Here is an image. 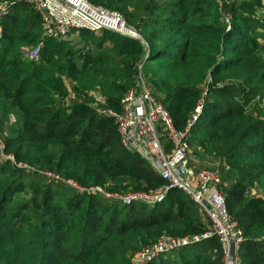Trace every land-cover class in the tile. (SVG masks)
Segmentation results:
<instances>
[{
	"label": "trees",
	"instance_id": "trees-1",
	"mask_svg": "<svg viewBox=\"0 0 264 264\" xmlns=\"http://www.w3.org/2000/svg\"><path fill=\"white\" fill-rule=\"evenodd\" d=\"M110 5L120 8L117 3ZM143 5L145 12L152 10L150 16L137 8L130 14L124 6L120 8L127 15L126 22L142 40L109 31H79L76 35L82 39L97 40L93 53L84 49L79 55L69 53L64 39L41 36L40 19L31 6L28 5L27 11L30 18L23 11L6 16L1 24L0 126L8 110L14 108L22 114L23 136L11 142L17 146L14 155L18 159L42 169L61 170L82 186L110 183L109 189L113 191L132 187L146 193L164 187V180L144 167L133 152L121 147L114 118L91 107L88 93H97L109 109L118 111L119 101L133 86L134 74L142 62L141 72L144 66V75L158 98L153 95L169 112L174 126L181 129L199 97L196 86L207 76L233 67L231 63L241 58V51L230 41L232 37L222 31L210 36L215 40L213 46L196 41L194 31L187 30L188 15L181 11L178 0L150 1ZM26 19L32 20L31 23L38 21L39 53L44 56L43 61L20 55L21 45L35 46L39 38L22 32ZM105 41L109 43L105 45ZM49 46L64 53H48ZM77 56L81 57L80 62ZM63 78L71 82V90L80 100L67 107L55 106L58 101L54 99L67 94ZM228 94L226 87L208 91L203 109L208 108L213 114L206 121L202 119L203 110L189 137L196 136L199 151L194 154L199 163L213 164L224 158L230 164L227 171L233 182L223 193L228 213L243 232L240 264H264V199L246 196L248 187L264 173V122L253 120L244 105L227 101L222 107L221 100H227ZM253 137L258 138L259 145H246ZM161 142L168 152V142L163 138ZM10 168L13 179L8 185L0 184V213L18 221L22 214L15 207L24 208V204L12 198V193L23 189L19 177L22 171ZM37 178L44 179L41 175ZM59 186L60 190L70 191L56 190L42 195L41 210L36 217L39 223L30 228L34 244L26 248L27 264H109L116 257L125 261L124 251L130 242L140 245L147 242L140 240L143 232L160 226L172 229V225L191 235L205 229L186 213L187 203L201 212L199 207L176 188L169 189L159 201L165 200L164 204L150 207L148 203L122 204ZM11 240L10 231L6 236L0 233V264H16L10 258ZM205 250H216L218 255H213L217 257L213 263L220 264L215 238L179 247L169 252L172 257L159 255V259L162 264H204L199 255ZM147 264H156V259Z\"/></svg>",
	"mask_w": 264,
	"mask_h": 264
},
{
	"label": "rangeland",
	"instance_id": "rangeland-1",
	"mask_svg": "<svg viewBox=\"0 0 264 264\" xmlns=\"http://www.w3.org/2000/svg\"><path fill=\"white\" fill-rule=\"evenodd\" d=\"M89 3L100 6L107 10L116 11L126 18V13H122L120 8L125 7L127 14L133 12L134 9H138L141 12H145L143 8V3L156 1L160 3H170L175 0H87ZM110 2L117 3L120 8L116 9ZM178 3L181 6V11L187 13V30L194 31V39L204 46H213L215 40H211L210 36L220 33L221 31L225 34L230 35L232 43L237 44L241 51V58L233 64V67H229L223 71H220L214 76H207L195 89L199 92V99L203 100V105L205 99L207 98L208 91L214 88L226 87L229 91L227 100H221L220 105L222 107L226 105L227 101L233 102L234 105H244L245 111H248L251 114L253 120L263 121L264 122V0H178ZM28 5L21 0H0V47L3 34L1 32V24L5 20L6 16L12 15L15 12H21L25 14L27 18H30ZM152 10L145 12L146 17L152 14ZM37 21V20H33ZM32 20L26 19L24 22V27L22 32L32 34L37 37V45H21L19 51L21 56L25 57L28 60L32 61H43V55H40L39 51L37 57L32 59L26 54L28 51H34L40 42V28L37 22L31 23ZM202 31L201 34L197 32ZM42 36V35H41ZM141 38V37H140ZM95 39V38H93ZM97 40H92L88 42L85 39L78 37L76 33L68 35L64 38V43L67 44V48L71 55H79L82 50L87 49L91 53L94 50V44ZM178 38L176 37L173 43H177ZM109 42L105 41L104 44L107 45ZM48 53L53 55L62 54L64 50H59L58 47L52 49V46L48 47ZM26 51V52H25ZM80 56H77V61L80 62ZM142 63V62H141ZM140 63V64H141ZM144 66L141 72L143 79L151 91L152 94L158 95L151 87L149 79L144 75ZM136 81V74H134V83ZM64 88L67 91V94L63 98L61 95L54 97L56 102L55 106H69L74 102L80 101L77 99V94L71 90V82L65 78L62 80ZM193 84L195 82L193 81ZM134 85V84H133ZM88 104L96 110L109 109L110 106L106 105L103 101V98L95 92H89ZM83 101V99H81ZM196 101V102H197ZM61 102V103H60ZM203 117L206 121L210 120L212 116V111L208 108L203 109ZM23 116L16 109H10L6 112L5 116L2 118L3 124L0 126V139L3 141V150L4 154L12 155L16 161L21 165V168H16L4 160L0 153V184L8 185L13 178L11 175L12 168L19 169L22 171L21 181L23 189L20 191L13 190L12 198L16 201H21L24 204V208L15 207V210L21 212L20 220H14L10 216H3L0 213V233L4 236L8 234V231L11 232L13 240L11 244L13 246L12 251L10 252V258L15 259L16 264H27L29 253L26 252V248L30 244H34V240L30 238V228L31 226L38 225V214L40 213L41 208L39 205L43 202L42 195L44 193H51L53 191L60 190L59 185H65L63 181L72 180L71 177H66L63 175L61 170H49L42 169L35 165L28 164L25 161H22L21 158H17L14 154V151L17 149L15 144L11 142L16 139H21L23 134L22 126ZM194 137H189V146L187 153V166L192 171L196 172L199 169L213 170L215 171L220 179V187L223 192L227 187H229L233 182V176L227 171V168L230 167V164L226 162L224 158L215 161L213 164H201L198 159L195 157L194 152L199 151L196 147ZM258 138L253 137L246 145H252L258 143ZM9 142L11 144H9ZM240 153V152H239ZM135 156L142 160L144 167L151 169L148 163L140 158V156L133 152ZM21 157V155H18ZM18 170V171H19ZM42 171H49L57 175L61 180L55 179H46V178H37V176H42ZM153 172V171H152ZM18 173V172H17ZM24 173V174H23ZM16 175V172H15ZM33 175V177H32ZM29 177V178H28ZM31 177V178H30ZM43 177V176H42ZM27 179V180H26ZM38 180V183L35 184V181ZM35 185V187H34ZM87 186H91L87 185ZM100 188L104 189L110 193H116L119 195H129V194H144V195H154L161 193V189L157 191L149 190L147 193L142 190L132 189V187L125 188L121 191L110 190V183H101L98 184ZM66 187V186H65ZM70 191L67 188L64 189ZM35 191V192H34ZM68 195L69 192H68ZM247 197L258 196L264 199V173L259 174L257 179L250 185L246 192ZM54 197V195H52ZM166 197V196H165ZM2 200L4 199L1 198ZM54 199H58L54 197ZM165 200L161 202L148 203L150 207L164 204ZM187 215H190L192 220L201 223L206 230L208 222L206 218L202 215L201 212L197 211L193 206L187 203ZM3 218V220H2ZM12 221V222H11ZM174 228L167 229L165 226H160L158 228L151 229L147 232H143L140 240L147 241L144 245L133 244L130 242L125 249V261L119 259L118 257L110 259L109 264H147L150 259L142 258V252L149 248L152 244L157 242L161 237H168L171 239H184L189 237L191 234L188 232L180 231L178 226L172 225ZM9 228H14L10 230ZM8 230V231H6ZM209 240V239H207ZM207 240L196 242L200 244ZM37 243V242H36ZM216 245L214 246V248ZM171 252V251H170ZM164 254V255H163ZM161 254L165 258L171 256L169 252ZM213 255H218L216 250H205L199 255L200 260L204 264H211L217 259ZM156 259V264H162L159 256L154 258ZM173 259V258H172ZM86 264V263H84ZM214 264V263H213Z\"/></svg>",
	"mask_w": 264,
	"mask_h": 264
},
{
	"label": "built area",
	"instance_id": "built-area-1",
	"mask_svg": "<svg viewBox=\"0 0 264 264\" xmlns=\"http://www.w3.org/2000/svg\"><path fill=\"white\" fill-rule=\"evenodd\" d=\"M31 6L41 23L43 37L64 39L79 31L100 33L109 31L124 37L142 40L137 30L126 22L121 14L93 5L87 0H21ZM40 44L26 54L37 57ZM137 67L136 81L121 97L119 110H97L114 118L118 141L121 147L134 152L145 160L162 180L161 193L157 195L110 193L97 185L82 186L75 181H63L66 186L80 194L98 195L106 200L122 204L132 202L153 203L162 200L169 189L182 191L208 221L206 230L184 239L161 237L145 249L141 257L154 259L179 247L215 238L220 252V264H240V250L244 241L243 232L227 211L226 198L221 191L220 179L213 170L199 169L196 172L187 166L190 130L203 112V100L199 99L190 112L183 128L174 126L172 117L148 89ZM169 144L166 152L161 139ZM0 139V153L4 160L16 168L21 165L12 155L4 154ZM46 179L61 180L49 171H42Z\"/></svg>",
	"mask_w": 264,
	"mask_h": 264
},
{
	"label": "crops",
	"instance_id": "crops-1",
	"mask_svg": "<svg viewBox=\"0 0 264 264\" xmlns=\"http://www.w3.org/2000/svg\"><path fill=\"white\" fill-rule=\"evenodd\" d=\"M165 144V143H164Z\"/></svg>",
	"mask_w": 264,
	"mask_h": 264
}]
</instances>
